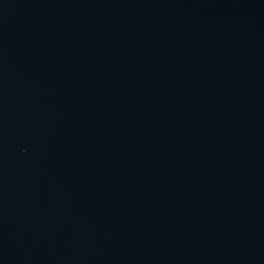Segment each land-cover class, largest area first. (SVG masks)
I'll return each instance as SVG.
<instances>
[{"label":"water","instance_id":"95a60500","mask_svg":"<svg viewBox=\"0 0 264 264\" xmlns=\"http://www.w3.org/2000/svg\"><path fill=\"white\" fill-rule=\"evenodd\" d=\"M0 264H264V0H0Z\"/></svg>","mask_w":264,"mask_h":264}]
</instances>
